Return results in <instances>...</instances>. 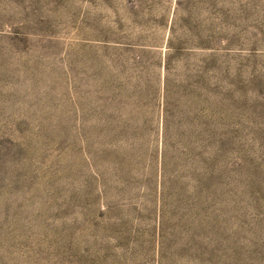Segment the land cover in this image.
<instances>
[{"label": "rangeland", "instance_id": "1", "mask_svg": "<svg viewBox=\"0 0 264 264\" xmlns=\"http://www.w3.org/2000/svg\"><path fill=\"white\" fill-rule=\"evenodd\" d=\"M0 264H264V0H0Z\"/></svg>", "mask_w": 264, "mask_h": 264}]
</instances>
